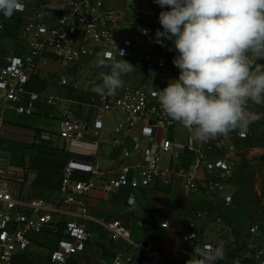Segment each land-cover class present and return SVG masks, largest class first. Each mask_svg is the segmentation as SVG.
Returning <instances> with one entry per match:
<instances>
[{"label":"crops","instance_id":"crops-1","mask_svg":"<svg viewBox=\"0 0 264 264\" xmlns=\"http://www.w3.org/2000/svg\"><path fill=\"white\" fill-rule=\"evenodd\" d=\"M69 1L27 0L28 12L31 14L45 8V18L52 24L56 22L61 8ZM104 2L115 8L120 15V23L114 31L117 38L126 35L125 26L131 21L149 30L147 36L135 42L133 49L135 46L136 48L130 54L116 58L136 66L132 72L122 77L124 86L165 88L170 80L178 79L180 70L177 67L169 68L167 55V74L163 78L160 77L158 68H144L136 63V56L141 50L151 48L146 46V43L153 37L155 27L163 31L159 23V13L169 9L151 5L147 0ZM152 20L156 25L154 28ZM29 38L30 33L20 25L6 22L0 28V64L5 62L4 57L7 55L25 53L28 50ZM163 45L165 48L171 47L175 56L178 55L173 41L165 40ZM153 47H157L160 52L159 46ZM101 58L102 53L97 51L86 57L82 64L62 66L53 53L47 50L39 58L37 69L29 76L25 89L57 96V103L50 105L41 98L35 102L30 114L5 108L0 103V163L7 168V187L13 195L40 196L56 202L59 200L58 187L62 169L69 158L97 162L106 169V175H110L115 167L113 160L119 155V147L112 144V139L121 137L125 146H131L128 137L113 130L115 121L122 116L118 111L103 113V126L98 135L91 127L86 126L85 137L98 140V146L93 153L69 150L64 138L59 134V120L65 107H69L72 117L83 124L91 123L95 118L96 107L90 103L97 94L93 88L101 83L99 74L108 71L98 66ZM61 76H65L69 81L76 80L78 87L61 84ZM123 87L117 90L121 91ZM248 110L264 114V105H254L250 102ZM41 130L51 132L52 138L35 144V134ZM245 130L247 135L241 137L239 133ZM162 134L171 140L172 152L161 155V165L176 169L189 168L194 152L186 146L188 131L176 123L164 132L158 130L155 136L158 138ZM211 140L213 145L206 152L207 156L224 157L230 164L231 171L222 192L212 196L205 195L202 189L186 192L180 177H175L170 184L157 180L147 186H140L133 190V197L129 196L131 189L127 186L113 191L92 188L76 203L67 206L71 211L78 210L79 205L86 206L90 217L78 219L85 221L91 230V238L84 249L70 255L65 264H112L116 253L132 256L133 262L137 264L141 257L140 251L125 240H113L110 237L103 223L112 219H118L125 224L134 240L149 241L170 263L186 264L192 256L186 254L185 250L192 248V245L182 241L180 233L197 209L204 212L205 217L197 222L202 225L209 240L215 247L223 242L226 258L216 261V264H229L233 256H245L258 246L264 236V115L246 128H238L227 136L220 135ZM145 142L143 140V143ZM195 144L204 146L201 142ZM229 145H233V149H228ZM3 156L6 160H11L10 165L3 162ZM133 158L141 159V155L137 153ZM79 175L86 176L84 173ZM209 175L204 169L196 172L198 178ZM227 194L231 195L229 203H226L224 198ZM68 216L66 212L55 214L52 226L61 225ZM164 220L167 226L161 225ZM139 222H142V225ZM256 222L259 229L250 231L249 227ZM57 238L58 233L54 229L31 232L28 246L15 251L8 264H53L49 254L56 245Z\"/></svg>","mask_w":264,"mask_h":264},{"label":"built area","instance_id":"built-area-1","mask_svg":"<svg viewBox=\"0 0 264 264\" xmlns=\"http://www.w3.org/2000/svg\"><path fill=\"white\" fill-rule=\"evenodd\" d=\"M147 1L151 5H157L153 0ZM23 3L24 10L15 13L11 18L0 14V28L6 22H13L30 33L28 50L23 54L7 55L4 57L5 62L0 64V103L3 107L17 112L32 113L35 102L41 98L50 105L58 101L57 96L25 89L29 76L36 71L43 52H52L62 66L79 65L97 51L102 53L103 58H107L109 53L115 58L120 57L117 52L120 50H123L122 56H126L132 52L137 40L149 34L147 27L131 21L125 26L126 35L117 38L114 31L120 23V15L115 8L106 5L104 0H70L61 8L56 22L52 24L45 18V8L29 14L27 0H23ZM145 29L148 30L147 34H144ZM136 63L144 68H158L161 78L167 74L165 58L157 47L143 48L136 56ZM59 82L78 87L76 80L69 81L65 76H61ZM160 89L163 88L126 85L121 91L116 90L103 96L96 94L90 100L96 107V116L91 123L83 124L74 119L69 107L62 109L59 134L64 138L69 150L93 153L98 146V140L85 137L86 126L91 127L98 135L103 126L102 115L108 111L122 113L115 121L113 130L128 137L131 146H125L121 137L112 139V144L119 147V155L113 160L115 167L110 175H106V169L97 162L69 158L62 169L58 187L59 200L56 202L40 196L13 195L7 187V168L0 163V264H8L15 251L28 246L31 232L54 229L58 233L56 245L49 254L53 264H65L70 255L83 250L91 238V230L85 221L78 218H89L90 215L83 204L75 211L68 210L67 206L76 203L92 188L113 191L127 186L131 189L129 196L133 197V190L140 186H147L157 180L170 184L175 177H180L186 192L202 189L205 195L212 196L224 190L231 171L230 164L224 157L207 156L206 152L213 145L211 139L204 142V146H198L190 142V134L188 135L187 149L194 152L189 168L176 169L161 165V155L172 152V143L164 134L158 138L155 135L158 130L164 132L177 122L166 115L153 95ZM52 135L49 131L41 130L35 134L33 141L40 144L50 140ZM239 135L244 137L247 131H241ZM143 140L146 142L143 143ZM233 147L229 145L228 149ZM137 153L141 155V159L133 158ZM201 169L210 175L198 178L196 172ZM80 173L86 176L81 177ZM224 198L226 203L231 201L229 194ZM59 212H66L69 216L61 225L54 227L53 216ZM204 217L202 210H195L187 220L186 228L180 233L181 240L192 245V248L185 250L190 256H193L195 248L205 244L215 247L202 225L197 222ZM103 224L113 240H125L140 251L141 257L137 264H174L167 261L149 241L134 240L130 229L120 220L112 219ZM139 224L142 225V222ZM161 225L167 226V222L161 221ZM258 229L257 222L249 227L250 231ZM112 264L135 263L132 256L116 253ZM229 264H264V236L258 246L245 256H233Z\"/></svg>","mask_w":264,"mask_h":264},{"label":"clouds","instance_id":"clouds-1","mask_svg":"<svg viewBox=\"0 0 264 264\" xmlns=\"http://www.w3.org/2000/svg\"><path fill=\"white\" fill-rule=\"evenodd\" d=\"M161 9L156 43L173 41L178 79L153 95L172 121L190 134V142L227 136L262 118L248 110L264 105V0H153ZM25 8L23 0H0V14L11 18ZM148 30H144L147 34ZM171 51V49H169ZM121 57L123 50L117 51ZM103 96L124 86L122 77L135 67L112 54L101 58ZM226 258L223 242L194 249L186 264H216Z\"/></svg>","mask_w":264,"mask_h":264},{"label":"rangeland","instance_id":"rangeland-1","mask_svg":"<svg viewBox=\"0 0 264 264\" xmlns=\"http://www.w3.org/2000/svg\"><path fill=\"white\" fill-rule=\"evenodd\" d=\"M152 22L154 23V20H152ZM156 25H155V23L153 24V28L155 27ZM158 29L155 27V30H154V35H153V37L149 40V43H146V46H150V47H153V46H159L161 49H160V53L162 54V56L164 57V58H166L165 56L167 55V58H168V61H169V63H168V66H169V68H170V66L171 67H175L174 66V64H173V59L176 57L175 56V53H174V51H173V49H171V51L169 50L171 47H169V48H165V46L164 45H160V44H158V43H156V36H155V34H156V31H157ZM138 44V43H137ZM136 48V46L134 47V49ZM133 49V50H134ZM167 60V59H166ZM135 63V62H134ZM136 64V63H135ZM139 66V65H138ZM136 67V66H135ZM4 157V156H3ZM8 161V162H7ZM9 161H11V160H6V158L4 157L3 158V162L5 163V164H7V165H10L11 163L9 162Z\"/></svg>","mask_w":264,"mask_h":264}]
</instances>
